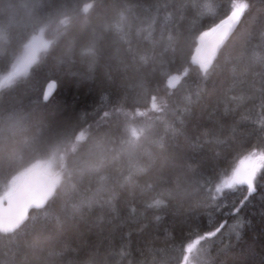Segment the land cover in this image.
Listing matches in <instances>:
<instances>
[{
    "label": "trees",
    "instance_id": "1",
    "mask_svg": "<svg viewBox=\"0 0 264 264\" xmlns=\"http://www.w3.org/2000/svg\"><path fill=\"white\" fill-rule=\"evenodd\" d=\"M38 33L51 46L0 88V197L39 163L60 181L0 232V264H183L201 237L198 264H264V166L217 190L264 152V0H0V80Z\"/></svg>",
    "mask_w": 264,
    "mask_h": 264
},
{
    "label": "water",
    "instance_id": "2",
    "mask_svg": "<svg viewBox=\"0 0 264 264\" xmlns=\"http://www.w3.org/2000/svg\"><path fill=\"white\" fill-rule=\"evenodd\" d=\"M235 26L222 21L214 27L208 38L196 48L195 59L203 66L210 63L224 43L230 38ZM58 83L49 80L44 88L43 99L48 101L55 94ZM55 177L41 166H33L21 177L19 183L0 197V232L18 229L34 208L42 207L56 189Z\"/></svg>",
    "mask_w": 264,
    "mask_h": 264
},
{
    "label": "rangeland",
    "instance_id": "3",
    "mask_svg": "<svg viewBox=\"0 0 264 264\" xmlns=\"http://www.w3.org/2000/svg\"><path fill=\"white\" fill-rule=\"evenodd\" d=\"M246 7L245 3H239L238 7L227 17L225 20H230L236 23L240 16L242 15ZM224 20V21H225ZM214 29V28H213ZM210 29L203 34H201L199 41L202 44L212 32ZM51 46V40L44 37L42 33L33 35L26 43L25 52L21 59L17 62L15 67L10 73L4 74L0 80V88L7 86L11 83L12 79L19 73H26L30 67L38 60L39 55L42 51H45ZM36 166L43 167L49 173L52 172V164L49 162L47 164L39 163ZM264 166V152L262 151H252L246 156L242 157L233 172L226 178H224L218 185L217 190L221 192L228 187L236 186H248L253 187L256 181L257 175ZM24 174V173H23ZM23 174L16 176L12 180L11 190L19 183ZM56 184L59 183V176H54ZM9 192V191H8ZM6 192V193H8ZM213 235V234H212ZM208 243L204 238H199L187 246L188 252L183 264H198L199 261L204 258V255L208 248H202Z\"/></svg>",
    "mask_w": 264,
    "mask_h": 264
},
{
    "label": "bare ground",
    "instance_id": "4",
    "mask_svg": "<svg viewBox=\"0 0 264 264\" xmlns=\"http://www.w3.org/2000/svg\"><path fill=\"white\" fill-rule=\"evenodd\" d=\"M239 20V19H238ZM225 21H230V20H225ZM230 22H232V21H230ZM233 23V22H232ZM233 25L235 26V29H236V23H233ZM234 29V30H235ZM234 32V31H233ZM197 61V60H196ZM197 62H199V61H197ZM200 63V62H199Z\"/></svg>",
    "mask_w": 264,
    "mask_h": 264
}]
</instances>
